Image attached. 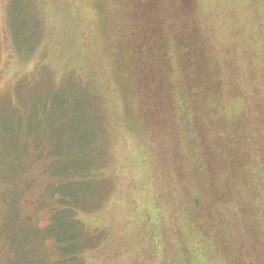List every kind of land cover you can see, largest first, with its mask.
<instances>
[{
	"label": "rangeland",
	"instance_id": "obj_1",
	"mask_svg": "<svg viewBox=\"0 0 264 264\" xmlns=\"http://www.w3.org/2000/svg\"><path fill=\"white\" fill-rule=\"evenodd\" d=\"M116 1L0 0V264L64 259L67 243L58 242L54 229L55 215L66 208L59 201L77 208L70 220L78 219L83 233L77 264H162V256L176 253L165 228H159L166 214L175 224L177 209L156 210L163 196L156 189L169 179L161 165L148 174L143 161L148 140L143 143L136 128L141 124L125 108L130 93L120 89L127 90V80L114 71L121 56L112 45L122 32L112 22L115 10L124 13ZM106 3L117 9L109 11ZM195 5L208 57L222 79V96L212 104L223 114L231 107L236 113L239 129L233 137L246 143L238 156L248 175L245 193L259 211L264 208V0H196ZM30 123L40 124L38 135L25 132ZM99 124L107 125L106 136L90 151L95 138L90 125ZM10 126L14 131L8 133ZM17 126L23 127L19 138ZM73 150L78 159L91 153L92 167L70 159ZM72 164L94 185L72 187L73 199L67 194L60 200L52 194L55 173L76 170ZM203 180L200 170L198 185L212 190L209 179ZM205 190L203 199L209 196ZM261 236L249 234L253 244L244 253L253 264H264L254 246Z\"/></svg>",
	"mask_w": 264,
	"mask_h": 264
},
{
	"label": "trees",
	"instance_id": "obj_2",
	"mask_svg": "<svg viewBox=\"0 0 264 264\" xmlns=\"http://www.w3.org/2000/svg\"><path fill=\"white\" fill-rule=\"evenodd\" d=\"M195 2L116 1L124 13L106 3L109 11L115 10L112 24L122 32L112 45L121 56V65L114 62V71L117 77L127 80V90L120 89L122 94L130 93L125 108H129L132 121L141 124L135 125L137 134L144 138L143 143L148 140L143 158L148 174L161 165L169 179L162 189H156L163 193L156 210L169 212L172 207L179 215L175 224L169 214L165 224L161 222L159 230L165 228L176 251L166 259L162 256V264H253L246 259L245 250L253 244L249 238L252 230L262 235V242L256 240L254 246L264 254V208L258 211L256 204L254 208L247 200L248 175L238 158L241 146L246 143L243 137L239 140L233 137L239 129L235 111L231 107L229 113L223 114L219 104H212L215 97L222 96L219 94L222 79L217 78L208 57L205 31ZM125 30L127 37L123 40ZM38 125L28 124L25 132L38 135L41 128ZM106 126L90 125L95 135L90 141V151L99 136H106ZM126 126L133 132L132 127ZM19 130L23 127L17 126L18 138ZM13 131V126L7 128L8 133ZM73 151L70 159L79 156L77 150ZM91 158V153H86L84 159H77L82 166L85 162L92 167ZM200 170L203 179H209L213 196L212 190L198 185ZM80 171L55 173L58 184L52 194H59L60 200L67 194L73 199L72 187L76 189L80 184L93 187V180L84 181ZM203 190L209 195L204 199ZM59 204L66 208L55 215L54 229L58 232V242L67 243L63 248L65 257L59 264H77L83 233L78 219L70 221L77 208L64 201Z\"/></svg>",
	"mask_w": 264,
	"mask_h": 264
}]
</instances>
